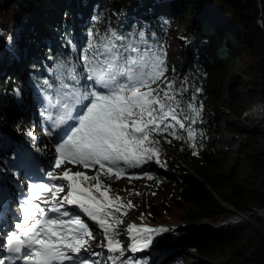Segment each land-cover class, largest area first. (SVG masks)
Instances as JSON below:
<instances>
[{
  "label": "trees",
  "instance_id": "trees-1",
  "mask_svg": "<svg viewBox=\"0 0 264 264\" xmlns=\"http://www.w3.org/2000/svg\"><path fill=\"white\" fill-rule=\"evenodd\" d=\"M84 1L0 0V134L9 133L13 138L20 133L31 140L28 132L33 134V125L30 115L23 111L27 109L26 102L31 99L36 107L41 101L39 90L55 100V89L60 83L57 79L58 65L69 60L79 63L80 51L88 43L84 29L98 30L101 35L107 34L109 29L120 34L132 32L133 28L141 30L126 19L130 15L128 5L132 0H99L89 18L82 19L78 12L84 8ZM168 2L176 10L172 21L192 29L200 43L196 47L189 43L188 54L183 61L167 66L165 76L174 81L177 88L183 89L177 97L183 101V114L194 115L187 108L191 103L200 109V115L194 124L190 120L184 121L185 129L177 126V134L184 139H176L169 133L157 134L155 138L160 142L161 157H165L171 148L181 150L191 160L194 156L198 160L192 170L178 165V169L171 173L148 166L155 180L173 181L178 186V195L158 204L153 193L148 191L139 203L134 200L132 207L144 213L151 225L167 224L171 220L184 221L159 235L156 249L162 259H156L160 264H183L184 253L195 254L199 264H214L213 261L221 254L225 257L219 264H236L239 255L242 260L238 264H264V222L219 223L231 210L244 213L251 207L264 206V114L255 127L232 125L233 130L241 133L237 156L232 164L227 165V152H222L216 145L222 117L228 113L241 114L239 107L243 94L239 90L240 85L245 87L244 96L248 103L264 102V32L258 22L259 2ZM198 7L203 11L199 21L194 14ZM188 17H192L191 20ZM150 20V29L146 32L148 39L161 44L168 34L161 29L158 20ZM153 33L154 37L150 35ZM27 37L39 50L37 53L29 52ZM71 43H76L79 48L74 50ZM248 56L255 57L257 61L242 66L240 80L226 86L224 78L231 63ZM18 60L30 65L25 71L27 74L14 70V63ZM48 61L49 72L44 65ZM44 80L53 87L44 86ZM65 83L70 81L65 80ZM225 108L227 111H223ZM189 126L196 133V148L191 147L193 141L187 138ZM245 163L250 166V171L241 179ZM122 211L127 213L128 210L124 208ZM204 221L216 224H200ZM249 227L253 230L251 235H248ZM171 242L178 244V252L166 259L164 252L170 251ZM127 258L136 261L133 256Z\"/></svg>",
  "mask_w": 264,
  "mask_h": 264
},
{
  "label": "snow or ice",
  "instance_id": "snow-or-ice-1",
  "mask_svg": "<svg viewBox=\"0 0 264 264\" xmlns=\"http://www.w3.org/2000/svg\"><path fill=\"white\" fill-rule=\"evenodd\" d=\"M87 35V47L80 54L83 71H79V63L70 60L58 65L60 83L54 101L46 93L49 104L45 111L49 114L45 119L52 120L59 129L53 169L66 164L98 169L92 176L70 168L59 173L48 171V183L33 182L28 176L15 224L0 227V264H100L82 255H102L90 251L93 242L112 253L106 258L111 264H138L125 253L147 249L153 243L157 230L135 223L127 229L131 237L127 248L116 238L117 227L124 223L116 213L126 215L122 210L133 205L131 201L125 204L118 194L110 195L111 185L105 184L101 176L120 179L126 168H139L153 159L159 163L160 142L156 135L169 133L184 139L177 134V126L185 129L186 120L196 123L200 109L188 103L194 115L183 114V101L177 98L183 89L165 76L164 54L156 50L145 30L133 28L120 34L109 29L101 35L89 29ZM82 80L87 83L82 85ZM43 84L53 87L48 80ZM53 109L57 112L54 120ZM28 135L33 134L29 131ZM195 136L189 126L187 138L193 141V148ZM6 198L7 193L0 189V201ZM69 207L93 221L102 231L103 240L98 241L95 229Z\"/></svg>",
  "mask_w": 264,
  "mask_h": 264
},
{
  "label": "rangeland",
  "instance_id": "rangeland-1",
  "mask_svg": "<svg viewBox=\"0 0 264 264\" xmlns=\"http://www.w3.org/2000/svg\"><path fill=\"white\" fill-rule=\"evenodd\" d=\"M197 3H202L203 0H196ZM99 4V0H85L84 8L81 9L78 13L82 19H88L90 14L94 12L96 7ZM130 15L126 17V19L133 24L139 26L141 29L145 30V32L150 29L151 20H158L161 23V29L167 32V39L160 43H153L156 46V50H162L164 54L165 68L167 66H173V64H180L184 56L188 54L189 43L193 44V47H196L198 43H200V38L194 36V31L183 23H177L172 21V16L175 14L176 10L172 9L168 0H132L129 5ZM215 11V8L212 9ZM202 10L200 7L194 9V14L196 15V20L199 21L202 16ZM192 17H188L191 20ZM224 21L223 18H221ZM3 29H5L4 25H1ZM218 27V26H217ZM219 31V30H218ZM85 33L86 41H88V31L86 29L83 30ZM28 50L31 54L37 53L39 51L37 47L32 43L30 37H27ZM71 47L75 45V50L79 48L76 43H71ZM183 45V46H182ZM193 51V50H192ZM194 52V51H193ZM81 54V51H80ZM79 54V55H80ZM257 59L253 56H248L245 59L238 58L233 61L230 65L229 71L224 78V84L227 86L231 83L237 82L240 80V68L245 66L246 64L256 62ZM79 64L80 71H83V64L80 60L79 56ZM44 65L49 69L47 72L51 70L49 61L45 62ZM15 71H22V73L27 74L26 69L30 67L28 63H24L22 60H18L14 63ZM87 83V81L82 80L81 84ZM155 87V85H153ZM39 90V89H38ZM239 90L242 92V102L239 107L240 115L238 116L235 113H228L224 115L222 121L220 123V132L217 134V142L216 145L222 152H227L228 154V163L227 165L232 164L237 156L238 142L241 138V133L232 129V125L237 123L241 125L243 128H251L255 127L257 124V120L264 114V110L261 109V106L264 102L258 104H250L246 100L244 93L245 87L240 85ZM42 93V90H39ZM41 106L42 108L38 111L36 110L35 104L33 100H28L27 109H23L24 113L30 115L31 124L33 125V135L31 136V140L34 141L28 144L27 140H29L26 135L17 133L15 137L9 135V133L0 134V185L8 184L13 187L15 190V200L11 201L10 208L13 210V214L6 216L3 212H0V219L3 218L2 228H8L12 226L16 222L17 213L20 211L19 204L23 201L24 196L26 195L25 190H16L17 186L14 184L12 177L15 181L22 182L23 185H26L29 180L28 176L17 174L13 166H19L32 177L33 182L36 180H41L45 183H48L49 180L46 177V173L48 171H55L56 173L62 172L64 168H70L72 172L82 171L87 175H95L98 166L96 168H88L85 169L82 165H72L66 164L63 165L60 169H53L52 165L54 163V145L60 139L56 137L54 133L51 131V128L48 130L44 129V125H47L52 120H46L45 117L49 114L45 109L48 107L49 100L43 94L41 97ZM257 107V108H256ZM210 109H214L210 107ZM260 110V111H258ZM262 110V111H261ZM223 111H227L225 108ZM56 110H52V116L54 120V116L56 114ZM52 132V136H49L48 133ZM33 137V138H32ZM5 151V152H2ZM50 157V159H49ZM35 159V162L32 160ZM160 162L157 163L155 159L147 162L139 168H126L125 174H122L120 179H116L114 175L110 177L101 176V179L105 184L111 185V193L110 195L115 196L119 195L123 202L126 204L127 201H131L132 205H134V200L137 203L140 202L141 197L146 195L148 191L153 193V196L158 204H162L165 201H168L172 198L173 195H178V186L173 182L165 181H157L154 179V176L149 172L148 166H155V168H160L166 173L174 172L178 169V165L184 166L188 170H192L197 162L198 157L194 156L192 160L187 158V156L178 149H169L168 153L165 157L159 156ZM24 162V163H23ZM250 171V166L245 163V168L240 174L241 179L244 178ZM24 173V174H25ZM145 173L147 175H145ZM148 177H151L149 179ZM18 179V180H17ZM59 183L67 184V181H59ZM160 184V185H159ZM11 187H8L12 190ZM67 191V189L65 190ZM64 193H61V196ZM42 207H47L45 205H41ZM257 208V207H256ZM264 208V207H262ZM127 211L126 215H122L121 213H116V215L120 216V218L124 221V223L120 224L117 227V231L119 235L116 237L121 241V243L127 248V246L131 243V237L129 236L127 229L130 225L129 223L133 221L136 225L147 226L148 228L157 230L153 233V243L147 249H143L137 252L127 251L125 256H133L138 264H160V260L157 261L156 258H159L157 255V245L159 235L169 227H177L179 224L184 221L176 220L170 221L167 224H159V225H151L148 222L145 214L141 211H138L135 207H126ZM261 209L260 207L257 208ZM69 211L77 212V214H81L82 219L85 220L89 224L90 227L95 229L94 234L97 236V240H103L102 231L98 229V227L91 221L89 218L84 216L82 213H79L78 209L69 207ZM257 211V210H256ZM9 211H7L8 213ZM10 214V213H9ZM242 212L237 210H231L223 220L219 221L221 224H225L231 221L228 224H239L242 221H248L250 223H259L264 222V217L259 215L256 212H253V209H250L247 212ZM50 216L55 215L53 213H49ZM239 215H241L239 217ZM237 220H236V219ZM200 224H207L206 222H201ZM216 224V223H215ZM208 225V224H207ZM253 233L252 228L249 227L248 235ZM170 251L164 252V257L169 259L173 253H175L178 249V244L175 242H171ZM91 252H100L101 256H91L90 253H82L84 258L90 260L99 261L100 264H111L106 258L112 253H109L108 250L104 247L96 246V242H93V246L90 250ZM178 252V251H177ZM169 257V258H168ZM183 264H199V258L195 254L184 253L183 254ZM225 255L218 256L213 262L214 264H219L221 260H223ZM237 262L239 263L242 260V256H237ZM159 259H162L161 257ZM236 263V264H238ZM68 264V262H66Z\"/></svg>",
  "mask_w": 264,
  "mask_h": 264
},
{
  "label": "water",
  "instance_id": "water-1",
  "mask_svg": "<svg viewBox=\"0 0 264 264\" xmlns=\"http://www.w3.org/2000/svg\"><path fill=\"white\" fill-rule=\"evenodd\" d=\"M259 2V7H260V16H259V24L264 32V0H258ZM231 209H234L231 207ZM251 209H257L256 207H251ZM243 214V213H242ZM206 222L207 224L209 225H214L215 223L214 222H211V221H204Z\"/></svg>",
  "mask_w": 264,
  "mask_h": 264
},
{
  "label": "bare ground",
  "instance_id": "bare-ground-1",
  "mask_svg": "<svg viewBox=\"0 0 264 264\" xmlns=\"http://www.w3.org/2000/svg\"><path fill=\"white\" fill-rule=\"evenodd\" d=\"M257 108V107H256ZM261 109H263L264 110V104L261 106ZM258 111H260V110H258ZM262 111V110H261ZM69 123H71V122H69ZM60 138V137H59ZM30 143H32V140H28ZM29 143V144H30ZM6 193H7V195L8 194H10V193H12V190L11 189H9L8 188V190L6 191ZM264 207V206H263ZM257 210V211H256ZM253 212H256V213H258L259 215H262L263 217H264V208H261V209H253ZM241 215H243V214H241ZM241 215H239V217L241 216ZM236 219V218H235ZM237 220V219H236ZM134 222L133 221H131L129 224H133Z\"/></svg>",
  "mask_w": 264,
  "mask_h": 264
}]
</instances>
